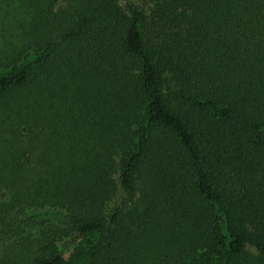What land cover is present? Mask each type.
I'll list each match as a JSON object with an SVG mask.
<instances>
[{
	"label": "trees",
	"instance_id": "trees-1",
	"mask_svg": "<svg viewBox=\"0 0 264 264\" xmlns=\"http://www.w3.org/2000/svg\"><path fill=\"white\" fill-rule=\"evenodd\" d=\"M0 191V264H264V0H0Z\"/></svg>",
	"mask_w": 264,
	"mask_h": 264
},
{
	"label": "rangeland",
	"instance_id": "rangeland-1",
	"mask_svg": "<svg viewBox=\"0 0 264 264\" xmlns=\"http://www.w3.org/2000/svg\"><path fill=\"white\" fill-rule=\"evenodd\" d=\"M130 1H138V0H130ZM5 196L6 195H4L2 191H0V201L4 200ZM124 196H125V191L118 185L113 199V203L114 204L123 203L122 200ZM77 239L78 236L76 234L70 233L68 236H63L58 241L57 248L60 250L64 258H68L70 256V253L73 250V247L76 244ZM246 248L251 250L252 252H255V249L249 244H246Z\"/></svg>",
	"mask_w": 264,
	"mask_h": 264
}]
</instances>
